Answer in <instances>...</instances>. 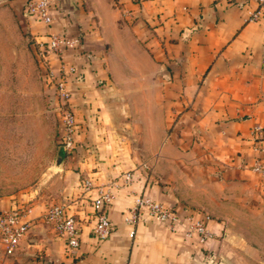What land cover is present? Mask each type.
Here are the masks:
<instances>
[{"label": "crops", "instance_id": "1", "mask_svg": "<svg viewBox=\"0 0 264 264\" xmlns=\"http://www.w3.org/2000/svg\"><path fill=\"white\" fill-rule=\"evenodd\" d=\"M26 1L0 0V16L11 12V6L26 15ZM258 4L259 0H52L51 24L26 15L36 40L65 32L83 41L76 49L51 55L56 67L65 62L82 74L80 79L72 75L70 100L77 120L76 154L63 166L72 181L66 191L79 196L70 200V210L81 219L82 239L80 248L69 252L65 239L42 216L43 207H31L26 215L29 231L15 253H6L0 240V264H191L204 259L205 248L164 222L143 218L132 234L124 221L138 195L170 203L183 214L194 207L181 201L173 186L120 136L116 99L110 97L114 86L89 44L124 32L121 17H138L137 30L153 54V68L163 73L145 79V84L158 91L151 101L167 104L171 135L186 140V149L201 155L194 164H217L222 176L256 190L264 201V175L252 168L258 156L264 159V151L257 148L264 141L256 142L251 135L253 126H264V17L249 20ZM129 9L134 15L124 13ZM127 171L133 180L112 187L107 207L112 233L99 240L92 217L96 189L85 192L82 180L92 176L99 185L121 179ZM20 206L14 203L0 211ZM208 226L212 238L206 246L216 250L217 262L235 264L236 255L225 252L222 221L210 217Z\"/></svg>", "mask_w": 264, "mask_h": 264}, {"label": "rangeland", "instance_id": "2", "mask_svg": "<svg viewBox=\"0 0 264 264\" xmlns=\"http://www.w3.org/2000/svg\"><path fill=\"white\" fill-rule=\"evenodd\" d=\"M10 9L0 16V207L15 203L45 211L78 195L66 191L72 181L63 170L76 152L67 151L63 163L55 165L65 110L48 79L50 65L57 67L53 57V64L44 62L22 9ZM124 13L134 15L131 9ZM137 18L121 17L124 32L89 44L114 86L110 97L116 99L120 136L173 186L181 201L222 221L225 252L236 255L235 264H264V201L256 190L222 176L217 164H194L201 155L171 135L167 104L151 101L158 91L145 84V79L163 73L153 68L154 57L139 35ZM206 263L201 258L191 264Z\"/></svg>", "mask_w": 264, "mask_h": 264}, {"label": "built area", "instance_id": "3", "mask_svg": "<svg viewBox=\"0 0 264 264\" xmlns=\"http://www.w3.org/2000/svg\"><path fill=\"white\" fill-rule=\"evenodd\" d=\"M143 2L145 0H133ZM244 1V0H233ZM52 0H27L25 3V14L29 18L42 21L45 24L53 22L51 13ZM264 17V0H259L258 7L250 10L249 20L255 21ZM44 62L51 63V55L62 53L66 49H76L82 45V38L78 35H70L65 32H50L46 40H37ZM48 79L55 84L59 99L65 106L63 113L62 143L68 152H73L76 148L75 131L77 120L70 105L73 93L72 75L80 79L81 72L76 65H67L61 62L57 68L50 65ZM251 135L256 142L264 141V126L257 124L252 127ZM257 148L264 151V144H258ZM253 170L264 175V159L258 156L253 163ZM134 176L131 171H127L120 178L110 180L106 183L95 185L94 178L88 176L82 180V187L85 192L96 189L92 198L93 214L95 220L94 233L99 240L110 236L113 230V223L107 212L108 205L112 202V187L128 184ZM79 197V196H78ZM78 197L72 200L78 199ZM71 201H60L52 203L42 216L53 225L55 230L65 239L66 248L69 252H75L80 248L82 223L76 213L70 210ZM31 207H17L0 211V240L4 245L6 253L13 254L17 250L21 241L26 237L29 230L30 221L26 218ZM211 216L204 210L189 209L182 213L174 205L154 199L149 195H138L134 204L130 207L124 217V221L130 226V232L136 234L137 224L143 218L157 220L166 223L172 229L181 231L185 237L194 239L202 248V255L207 260L206 264L218 261L216 250L209 248L206 244L212 238V231L208 226V219Z\"/></svg>", "mask_w": 264, "mask_h": 264}, {"label": "water", "instance_id": "4", "mask_svg": "<svg viewBox=\"0 0 264 264\" xmlns=\"http://www.w3.org/2000/svg\"><path fill=\"white\" fill-rule=\"evenodd\" d=\"M66 155H67V149H66L65 145L62 144L59 151H58V157L55 161V165L57 167H59L63 163L64 159L66 158Z\"/></svg>", "mask_w": 264, "mask_h": 264}]
</instances>
